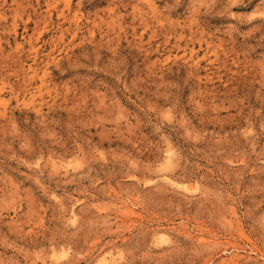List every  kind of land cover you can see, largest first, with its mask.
I'll use <instances>...</instances> for the list:
<instances>
[{"label":"rangeland","instance_id":"obj_1","mask_svg":"<svg viewBox=\"0 0 264 264\" xmlns=\"http://www.w3.org/2000/svg\"><path fill=\"white\" fill-rule=\"evenodd\" d=\"M0 264H264V0H0Z\"/></svg>","mask_w":264,"mask_h":264},{"label":"bare ground","instance_id":"obj_2","mask_svg":"<svg viewBox=\"0 0 264 264\" xmlns=\"http://www.w3.org/2000/svg\"><path fill=\"white\" fill-rule=\"evenodd\" d=\"M235 257V256H234Z\"/></svg>","mask_w":264,"mask_h":264}]
</instances>
